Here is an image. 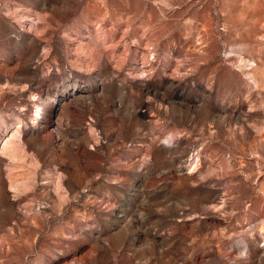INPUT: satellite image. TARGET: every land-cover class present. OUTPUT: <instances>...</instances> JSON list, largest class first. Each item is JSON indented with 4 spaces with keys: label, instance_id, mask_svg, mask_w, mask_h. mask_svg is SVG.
Segmentation results:
<instances>
[{
    "label": "rangeland",
    "instance_id": "obj_1",
    "mask_svg": "<svg viewBox=\"0 0 264 264\" xmlns=\"http://www.w3.org/2000/svg\"><path fill=\"white\" fill-rule=\"evenodd\" d=\"M0 185V264H264V0H0Z\"/></svg>",
    "mask_w": 264,
    "mask_h": 264
},
{
    "label": "bare ground",
    "instance_id": "obj_2",
    "mask_svg": "<svg viewBox=\"0 0 264 264\" xmlns=\"http://www.w3.org/2000/svg\"><path fill=\"white\" fill-rule=\"evenodd\" d=\"M80 88H78L77 86L72 87L71 90H67L65 92V94L62 95H58L57 97H55L54 99L57 100L60 104H62L63 107H65L66 105H68L72 99L74 97H76L75 95L78 93ZM91 85H87L85 86L83 89H81L79 96H83L85 98V102H89V103H93V97L91 94ZM51 95L48 94V97H50ZM60 118V117H59ZM57 128L59 129V131L62 130V126L58 121L57 124ZM16 131H13L12 134L6 138L4 140V144H3V149L6 153H8L11 158L14 161V173L13 175L15 176L14 179H12V183H14L15 185H13L14 189L17 190V186L20 185L19 183V179H21V175L24 174V172H22V170H19V162L21 161V159L23 158V151H22V145L21 143L17 140V134L15 133ZM10 137H13V139H9ZM1 186V185H0ZM2 192V191H1ZM261 232L264 235V227H261Z\"/></svg>",
    "mask_w": 264,
    "mask_h": 264
}]
</instances>
